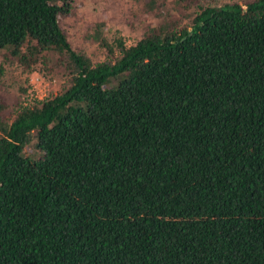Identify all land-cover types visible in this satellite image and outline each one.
<instances>
[{"label": "trees", "instance_id": "16d2710c", "mask_svg": "<svg viewBox=\"0 0 264 264\" xmlns=\"http://www.w3.org/2000/svg\"><path fill=\"white\" fill-rule=\"evenodd\" d=\"M73 1L0 0V78L65 77L0 93V264H264V0H145L99 61Z\"/></svg>", "mask_w": 264, "mask_h": 264}, {"label": "rangeland", "instance_id": "374dc122", "mask_svg": "<svg viewBox=\"0 0 264 264\" xmlns=\"http://www.w3.org/2000/svg\"><path fill=\"white\" fill-rule=\"evenodd\" d=\"M166 1L170 3L171 0ZM222 1L201 0L203 5L213 2L219 5ZM232 1L242 3L244 0ZM145 4V0H74L71 12L60 16L59 22L75 48L83 50L93 61H99L106 52L100 38L113 43L121 37L131 44L143 35L155 20L150 18V11L144 10ZM196 9L191 8L185 14L191 15ZM188 21V16L184 17L183 22ZM3 64L0 93L12 104L25 97L42 98L59 91L65 84V77L57 70H48L41 65L25 69L16 62Z\"/></svg>", "mask_w": 264, "mask_h": 264}]
</instances>
